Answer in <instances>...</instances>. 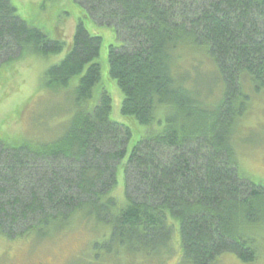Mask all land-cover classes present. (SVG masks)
<instances>
[{
    "label": "trees",
    "instance_id": "1",
    "mask_svg": "<svg viewBox=\"0 0 264 264\" xmlns=\"http://www.w3.org/2000/svg\"><path fill=\"white\" fill-rule=\"evenodd\" d=\"M77 1L117 30L109 68L122 114L157 128L128 157L121 203L113 191L133 134L111 119L108 92L89 107L103 38L81 21L70 52L44 77L49 90L73 86L65 131L45 144L0 139V238L45 240L82 221L104 232L96 260L161 261L180 243L177 264H215L226 253L254 263L245 230L264 219V187L241 169L234 135L264 90V0ZM64 48L0 0V70ZM203 77L214 90L198 88Z\"/></svg>",
    "mask_w": 264,
    "mask_h": 264
},
{
    "label": "rangeland",
    "instance_id": "2",
    "mask_svg": "<svg viewBox=\"0 0 264 264\" xmlns=\"http://www.w3.org/2000/svg\"><path fill=\"white\" fill-rule=\"evenodd\" d=\"M19 15L30 25L42 29L52 40L65 43L59 55L41 57L27 53L23 58L5 64L0 70V139L11 146L24 142L50 143L59 138L66 129L70 113L73 112L75 94L71 90L57 92L44 87L46 72L59 65L70 52L78 24L82 21L92 35L103 38L100 57L101 81L96 86L89 107L93 108L104 92L113 100L111 119L128 126L132 131L127 158L118 169V184L113 196L124 203L126 200L125 165L133 147L157 127H147L135 118L122 114L124 95L116 80L110 76L109 50L120 45L114 26L101 25L92 19L84 6L77 0H11ZM210 76V75H208ZM204 78V77H203ZM197 83L204 91L214 90L212 77H205ZM79 78L74 80L75 88ZM70 92V93H69ZM75 112V110H74ZM73 112V113H74ZM234 144L241 169L252 181L264 187V90L254 95L247 114L238 122ZM103 231L76 222L66 231L49 239L27 238L8 241L0 238V264H177L180 243H174L173 252L163 260L138 257L134 262L100 259L96 240L103 237ZM257 247L258 257L254 263L264 264V219L245 230ZM7 243H16L12 246ZM6 254L8 258L6 259ZM130 261V260H129ZM215 264H245L235 254L221 255ZM247 264V263H246Z\"/></svg>",
    "mask_w": 264,
    "mask_h": 264
},
{
    "label": "flooded vegetation",
    "instance_id": "3",
    "mask_svg": "<svg viewBox=\"0 0 264 264\" xmlns=\"http://www.w3.org/2000/svg\"><path fill=\"white\" fill-rule=\"evenodd\" d=\"M8 245L10 244L11 246L13 245V244H16V243H7ZM8 258V255L6 254V259ZM40 264H43V263H40ZM45 264V263H44Z\"/></svg>",
    "mask_w": 264,
    "mask_h": 264
}]
</instances>
